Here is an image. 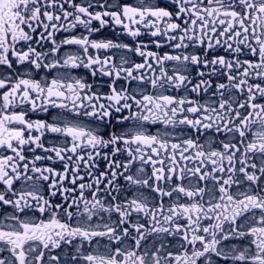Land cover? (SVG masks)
Masks as SVG:
<instances>
[{
  "label": "snow or ice",
  "instance_id": "1",
  "mask_svg": "<svg viewBox=\"0 0 264 264\" xmlns=\"http://www.w3.org/2000/svg\"><path fill=\"white\" fill-rule=\"evenodd\" d=\"M0 264H264V0H0Z\"/></svg>",
  "mask_w": 264,
  "mask_h": 264
},
{
  "label": "flooded vegetation",
  "instance_id": "2",
  "mask_svg": "<svg viewBox=\"0 0 264 264\" xmlns=\"http://www.w3.org/2000/svg\"><path fill=\"white\" fill-rule=\"evenodd\" d=\"M109 35H111V34L109 33Z\"/></svg>",
  "mask_w": 264,
  "mask_h": 264
}]
</instances>
